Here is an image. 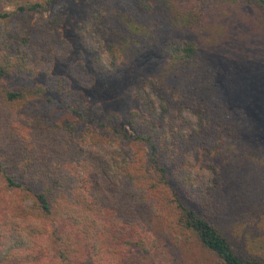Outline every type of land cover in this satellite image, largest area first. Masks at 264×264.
I'll list each match as a JSON object with an SVG mask.
<instances>
[{
	"label": "trees",
	"instance_id": "16d2710c",
	"mask_svg": "<svg viewBox=\"0 0 264 264\" xmlns=\"http://www.w3.org/2000/svg\"><path fill=\"white\" fill-rule=\"evenodd\" d=\"M0 1V264H264V136L223 89L238 60L186 36L238 6L264 38V0H91L69 76L49 74L68 1ZM153 51L134 107L86 96Z\"/></svg>",
	"mask_w": 264,
	"mask_h": 264
},
{
	"label": "rangeland",
	"instance_id": "374dc122",
	"mask_svg": "<svg viewBox=\"0 0 264 264\" xmlns=\"http://www.w3.org/2000/svg\"><path fill=\"white\" fill-rule=\"evenodd\" d=\"M68 4L62 11L63 24L62 36L66 43V55L57 60L50 75L61 74L69 76V66L87 58L80 49L75 30L77 25L85 18L88 2L91 0H67ZM198 12H203L204 1L197 0ZM0 1V9H10ZM48 16V12L36 14L34 21L40 22ZM199 15L196 14V17ZM197 19V18H196ZM158 26L160 22H157ZM194 30L189 31V36L195 40L201 49L211 52V57L218 61L230 60L236 68V72L230 71L228 78H223L225 94L234 103L246 108L256 126L257 133L264 136V38H260L261 23L250 10L235 6L231 10H222L214 17L202 21L201 24L194 23ZM157 51L139 58L133 66L126 68L120 78L109 81H99L85 92L86 96L94 104L103 108H132L135 106L133 94L134 86L144 77L151 76L154 70ZM47 75H42L36 80L44 82ZM206 172L201 175L203 182L207 181ZM138 217L145 224L152 223L153 217L145 206L136 209ZM175 261L182 264H213L212 257L201 249L194 252H174Z\"/></svg>",
	"mask_w": 264,
	"mask_h": 264
}]
</instances>
